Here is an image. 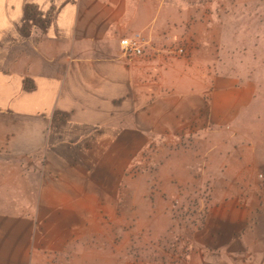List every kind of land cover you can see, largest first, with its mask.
<instances>
[{"label":"crops","instance_id":"crops-1","mask_svg":"<svg viewBox=\"0 0 264 264\" xmlns=\"http://www.w3.org/2000/svg\"><path fill=\"white\" fill-rule=\"evenodd\" d=\"M209 20L190 0H0V264L71 257L121 211L137 154L228 126L247 107L258 115L256 82L217 74L192 87L186 69ZM136 34L143 54L124 55L121 39ZM256 184L209 209L187 264H264Z\"/></svg>","mask_w":264,"mask_h":264},{"label":"rangeland","instance_id":"rangeland-1","mask_svg":"<svg viewBox=\"0 0 264 264\" xmlns=\"http://www.w3.org/2000/svg\"><path fill=\"white\" fill-rule=\"evenodd\" d=\"M190 1L201 5L211 19L206 29L195 28L204 34L194 50L196 62L186 69L192 87L201 89V82L208 79L212 84L217 74L225 75L239 83L256 82L262 99L264 0H257L256 6L255 0ZM185 43L172 49L185 55ZM259 106V116L247 107L228 126H212L211 132L191 139H166L137 154L121 182V211L69 247L70 255L74 251L80 256L63 264L185 263L197 244L196 234L205 227L206 208L234 194H249L251 183L264 188V101ZM248 194L242 199L250 200ZM202 217L204 226L195 230ZM48 259L47 264H61L52 253Z\"/></svg>","mask_w":264,"mask_h":264},{"label":"built area","instance_id":"built-area-1","mask_svg":"<svg viewBox=\"0 0 264 264\" xmlns=\"http://www.w3.org/2000/svg\"><path fill=\"white\" fill-rule=\"evenodd\" d=\"M142 41L143 40L140 34L121 39L123 54L127 56H130L132 54H143ZM178 51L180 53H183L185 49L180 47Z\"/></svg>","mask_w":264,"mask_h":264},{"label":"trees","instance_id":"trees-1","mask_svg":"<svg viewBox=\"0 0 264 264\" xmlns=\"http://www.w3.org/2000/svg\"><path fill=\"white\" fill-rule=\"evenodd\" d=\"M177 148V147H176ZM206 213L208 212V209L206 208ZM204 224H205V222H204V217H202L201 218V223H200V225H198V226H196V228H195V230H199V229H201L203 226H204ZM52 254L58 259V260H60L61 261V264H63L65 261H63V260H71V258H75V261H78L77 260V258L80 256V254L77 252H74V251H72V255H71V257L68 259L67 258V256H65V252L63 251V252H60V251H56V252H52ZM188 254H190V253H188ZM187 254V257H186V261H185V263H183V264H187V261H188V257H189V255ZM135 256H137V255H135ZM134 259H136V257L134 258ZM145 260V259H144ZM74 264V263H73ZM164 264H167V263H164ZM173 264H178V263H173ZM180 264H182V263H180Z\"/></svg>","mask_w":264,"mask_h":264}]
</instances>
